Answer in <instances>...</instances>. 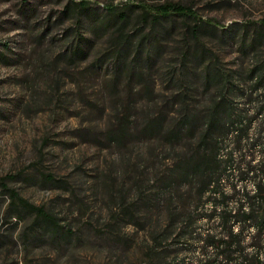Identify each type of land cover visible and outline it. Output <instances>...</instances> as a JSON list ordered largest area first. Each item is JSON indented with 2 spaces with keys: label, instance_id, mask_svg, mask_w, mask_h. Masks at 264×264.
<instances>
[{
  "label": "rangeland",
  "instance_id": "374dc122",
  "mask_svg": "<svg viewBox=\"0 0 264 264\" xmlns=\"http://www.w3.org/2000/svg\"><path fill=\"white\" fill-rule=\"evenodd\" d=\"M167 1L196 16L146 15ZM263 18L264 0H0V264H143L141 233L128 227L136 240L127 248L117 215L144 167L153 184L154 151L164 147L142 126L158 114L168 123L183 84L207 106L219 85L206 80L209 60L231 74L234 100V74L245 77L264 53V38L250 46Z\"/></svg>",
  "mask_w": 264,
  "mask_h": 264
},
{
  "label": "trees",
  "instance_id": "16d2710c",
  "mask_svg": "<svg viewBox=\"0 0 264 264\" xmlns=\"http://www.w3.org/2000/svg\"><path fill=\"white\" fill-rule=\"evenodd\" d=\"M144 11L154 22L172 14L196 16L180 1ZM198 26L188 27L189 40L197 37ZM257 27L264 30V18ZM262 38L264 33L254 34L250 46L260 49ZM123 53L113 50L117 60ZM189 54L186 48L183 59ZM213 66L209 60L204 67L206 80L217 78L219 84L207 106L190 101L183 84L174 90L168 123L158 114L142 126L164 147L154 151L153 184H145L149 178L144 167L135 199L126 197L117 215L124 219L127 248L136 240L128 227L141 233L136 238L142 241L143 264H264V53L253 57L245 77L234 74L239 80L234 82V100L227 93L231 74ZM166 145L172 162L164 155ZM0 184L7 187L1 177ZM23 206L54 231L63 228L45 206L25 199ZM109 229L117 238L114 222Z\"/></svg>",
  "mask_w": 264,
  "mask_h": 264
}]
</instances>
